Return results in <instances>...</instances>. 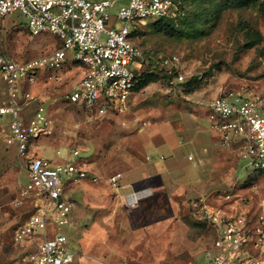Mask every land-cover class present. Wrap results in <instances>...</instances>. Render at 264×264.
Returning a JSON list of instances; mask_svg holds the SVG:
<instances>
[{
    "label": "built area",
    "instance_id": "1",
    "mask_svg": "<svg viewBox=\"0 0 264 264\" xmlns=\"http://www.w3.org/2000/svg\"><path fill=\"white\" fill-rule=\"evenodd\" d=\"M185 8L182 0H0V21L20 13L32 36L50 34L59 42L51 53L24 61L0 53V83L7 84L8 94L0 105V116L11 118L5 143L17 148L18 158L27 166L29 178L23 195L39 202L35 213L13 230V245L22 251L20 264L74 263L68 238L59 233L52 235L51 227L60 229L71 223L73 206L64 199L68 185L101 182L78 162V150L55 164L33 151L34 142L55 133L54 119L31 90L39 74L60 70L51 76L60 81L72 58L85 74L67 100L83 109L84 121L98 123L110 113L123 114L139 81L140 61L145 56L142 47L133 41L136 27L150 20L177 19L185 14ZM118 22L120 28L116 27ZM159 60L161 66L177 71L178 83L185 82L179 57L160 56ZM133 66L138 72L131 70ZM36 102L33 117L26 120L24 110ZM209 109L211 129L221 145L231 149L244 168L264 173V95L246 85L222 87ZM135 122L140 128L148 124ZM56 155L60 157L62 152L56 150ZM122 179L123 175L117 173L108 182L120 191ZM151 194L150 189L127 193L126 205L137 209ZM193 206L217 234L206 251V264H264V209L255 215L240 209L235 191L201 197Z\"/></svg>",
    "mask_w": 264,
    "mask_h": 264
},
{
    "label": "rangeland",
    "instance_id": "2",
    "mask_svg": "<svg viewBox=\"0 0 264 264\" xmlns=\"http://www.w3.org/2000/svg\"><path fill=\"white\" fill-rule=\"evenodd\" d=\"M182 1L186 6V17L177 23V30L156 29L152 25L156 20L135 29L133 41L145 52L140 61L142 69L137 83L142 86L134 89L138 106L169 109L175 104L172 98L188 105L185 100L188 95H195L196 102L202 99L212 101L220 88L242 85L264 95V19L258 6L254 4L242 10L224 9L215 19L205 15L213 3L221 0ZM26 23L20 13L0 21V52L22 61L49 54L59 46L58 40L50 34L32 36L25 27ZM121 26L120 22L116 23V27ZM174 55L179 57L186 79L182 84L175 80L177 71L174 68L160 65V56ZM131 70L138 72L135 66ZM43 73L54 76L60 70ZM171 74L173 78H170ZM71 79L76 82L81 76L76 72ZM50 87V94L40 90L57 120V131L49 144L54 151L55 147L60 149L63 158L71 149L63 147L65 143L76 147L84 162L83 150L90 141V129L95 124L90 126L84 121L82 108H78L81 115L75 107L68 105L60 86L54 89L52 84ZM6 98L7 84L1 82L0 100ZM6 130L0 126V264H20L22 251L13 245V230L35 213L39 202L23 195L27 166L18 159L14 147L6 146ZM233 161L230 171L216 176V180L226 181L219 194L235 191L240 209L259 214L264 202V173L252 167L244 168L236 155ZM185 164L192 166L187 157ZM82 183L68 186L65 193ZM211 191L214 190L208 193ZM99 200L100 197L95 198V204ZM145 200L147 198L140 202L143 208ZM173 200L174 212L169 207L164 208L160 214H151V220L140 227L129 221L126 223L130 213L138 212L140 208L130 209L125 204L128 212L108 216L101 212L92 213L81 197L71 211V223L60 229L52 226L51 230L53 234L65 235L70 241L75 254L73 264H201V258L216 239V232L194 208L196 199L190 202L185 197L175 196ZM69 201L73 205L74 201ZM102 207L98 204L95 208ZM76 211L80 212V224L74 219ZM148 223L153 225L147 227Z\"/></svg>",
    "mask_w": 264,
    "mask_h": 264
},
{
    "label": "crops",
    "instance_id": "3",
    "mask_svg": "<svg viewBox=\"0 0 264 264\" xmlns=\"http://www.w3.org/2000/svg\"><path fill=\"white\" fill-rule=\"evenodd\" d=\"M25 27L27 29L26 25ZM0 53L12 58L4 52ZM76 72L80 74L82 79L85 69L75 64L71 58L70 65L62 72L60 81H55L51 79L50 75L40 73L36 85L31 89L54 119V135L57 131V120L51 114V107L45 103L44 95L40 93V90L50 94L52 84L55 85L54 89L56 86H60V92L64 91L62 94H65L64 100L81 113L76 106L67 100L76 84L81 80L75 82L71 79ZM134 95L135 93L130 97L127 110L123 114L110 113L103 121L90 124V126L94 124L95 126L91 127L90 141L83 150L84 162L81 152L68 143L63 145V147L69 146L71 148L66 157L57 156L56 150L60 149L55 147L54 151L52 145L49 144V140L54 135L34 142L32 149L36 155L46 157L54 164L60 162L61 158L63 160L69 158L72 151L78 150L80 152L78 162L82 167L100 177L101 182L99 184L83 182L82 185L77 188L74 187L69 193L64 194L66 201L69 203V200L74 201L72 202V209L77 207V199L82 197L86 206H90L92 213L101 212L108 216L111 214L121 215L127 211L125 194L150 189L152 194L146 197L145 208L140 204L137 208H140V211L130 213L129 220L126 221V223L129 221L131 224L142 227L143 224L151 220V214H160L164 208L167 209L168 207L171 212H174L175 203L173 199L175 196L185 197L192 202L193 199L198 200L204 196L211 197L219 194L220 190L223 191L222 187H225L226 181L223 183L216 180V176L231 170L234 153L231 149L221 145L219 136L211 129L209 118L211 99H202L196 102L194 101L195 95H188L185 99L188 105H183L180 100L172 98L175 102L172 108L153 110L147 107H139ZM217 96L218 93L216 92L212 100ZM5 100L7 98L1 99L0 105ZM37 105L38 102L26 107L23 112L26 120L33 117ZM135 121H145L148 124L140 128ZM10 122V117L0 116V126L3 127V130L5 127L7 128L4 134V142L5 137L9 135ZM8 148L13 149V147ZM14 149L17 156V148L14 147ZM186 157L192 163L191 167L186 166ZM190 157L193 158V161L189 160ZM117 173L123 175L121 181L123 189L120 191H115L108 182V178ZM28 178L27 172L24 178L25 185ZM209 190L214 191L208 193ZM98 197L101 198L98 203L101 207L103 206L101 209L95 208L98 204H95L94 200ZM261 209H264V202L261 204ZM79 214L80 212L77 213L76 211L74 219L80 224ZM139 215L141 216L138 218ZM150 225L153 224L148 223L147 227ZM77 235L79 237V233ZM80 240L79 237L78 246ZM69 247L72 248L70 241ZM30 250L33 248L31 247ZM201 264H206L205 257L201 258Z\"/></svg>",
    "mask_w": 264,
    "mask_h": 264
},
{
    "label": "trees",
    "instance_id": "4",
    "mask_svg": "<svg viewBox=\"0 0 264 264\" xmlns=\"http://www.w3.org/2000/svg\"><path fill=\"white\" fill-rule=\"evenodd\" d=\"M213 1V0H211ZM256 4L258 6L259 12L261 13L263 19H264V0L259 1V0H221L219 3H213L212 6L209 8V10L206 13V18H215L222 12L224 9H236V10H242V9H247L251 5ZM186 7V6H185ZM186 10V8H185ZM186 17V12L183 16L177 18V19H162V20H156L153 22V27L156 29H163L165 30L166 28L168 29H173L177 30V23L179 21L183 22L184 18ZM160 23V27H157V24ZM136 31H134L132 37ZM173 74H171L170 78H173ZM182 84V83H181ZM186 84H189L186 83ZM142 85L136 86V88H140ZM135 88V89H136ZM211 226V225H210ZM212 227V226H211ZM213 228V227H212Z\"/></svg>",
    "mask_w": 264,
    "mask_h": 264
}]
</instances>
